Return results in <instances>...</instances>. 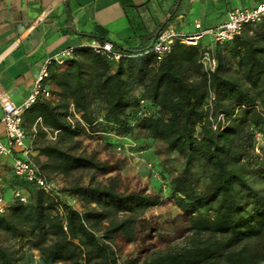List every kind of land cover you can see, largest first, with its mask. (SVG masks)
Wrapping results in <instances>:
<instances>
[{
  "label": "trees",
  "instance_id": "trees-1",
  "mask_svg": "<svg viewBox=\"0 0 264 264\" xmlns=\"http://www.w3.org/2000/svg\"><path fill=\"white\" fill-rule=\"evenodd\" d=\"M112 44L117 59L80 45L63 65L49 67L57 99L40 98L24 112L29 122L40 118L36 133L57 130L54 140L35 146L49 156L39 170L47 177L78 169L107 173L111 165L94 152L77 151L76 137L142 130L183 159L168 187L188 224L182 244L152 250L142 264H264V162L253 152L254 130L264 131V20L216 44L209 73L198 61L199 45L176 42L157 58L149 48ZM139 99L148 113H137ZM94 101L101 103L100 120ZM64 190L82 207L34 187L26 202L8 204L0 230L23 243L0 244V264H30L24 246L47 263L117 264L115 236L134 241L139 215L162 199L159 193L121 192L114 177L75 181Z\"/></svg>",
  "mask_w": 264,
  "mask_h": 264
},
{
  "label": "crops",
  "instance_id": "crops-1",
  "mask_svg": "<svg viewBox=\"0 0 264 264\" xmlns=\"http://www.w3.org/2000/svg\"><path fill=\"white\" fill-rule=\"evenodd\" d=\"M258 1L0 0V84L10 99L19 104L30 93L42 61L67 48L91 41H110L125 50L150 48L163 28L194 33L220 24L230 9L250 7ZM207 44L209 38L205 36L199 48ZM56 99L53 95L50 100ZM25 121L26 115H23V125ZM37 121L29 123L30 135L24 127L30 158L39 167L49 161V156L40 154L33 144ZM53 131L46 129L48 138L51 139ZM4 134L0 120L1 139ZM15 156L16 153L0 156V193L8 203L15 200L14 191L28 196L32 188L13 173Z\"/></svg>",
  "mask_w": 264,
  "mask_h": 264
},
{
  "label": "rangeland",
  "instance_id": "rangeland-1",
  "mask_svg": "<svg viewBox=\"0 0 264 264\" xmlns=\"http://www.w3.org/2000/svg\"><path fill=\"white\" fill-rule=\"evenodd\" d=\"M94 113L101 119L102 110L99 101L93 102ZM29 120L24 123L30 132ZM255 143L253 152L258 160L264 162V131L254 130ZM80 140V149L86 153L94 152L96 157L111 165V171L78 169L69 176L50 174L59 184L61 199L81 208L82 201L78 196L68 193L66 189L75 181L79 184L106 183L108 177H114L117 188L121 192L139 190L145 193L161 195V202L146 208L139 215L136 227V238L127 241L122 235L114 238L113 246L116 250L117 264H142L143 258L152 250L176 247L182 244L184 236L188 233L187 221L176 204V196L169 190L168 183L178 175L183 167L182 157L166 149L158 140L147 137L142 130L131 134H117L113 130L90 132L76 137ZM33 144L43 139H49L47 132L36 133L32 137ZM200 172V168H196ZM204 179L201 178V186ZM23 242L14 239L9 233L0 230V244L18 248ZM25 260L30 264H65L43 262L36 249L24 246ZM131 261V262H129Z\"/></svg>",
  "mask_w": 264,
  "mask_h": 264
},
{
  "label": "built area",
  "instance_id": "built-area-1",
  "mask_svg": "<svg viewBox=\"0 0 264 264\" xmlns=\"http://www.w3.org/2000/svg\"><path fill=\"white\" fill-rule=\"evenodd\" d=\"M262 20H264V0H259L250 7H234L230 9L223 22L214 27L199 29L194 33H181L173 27L163 28L157 33L149 50L157 58H161L171 50L176 42L187 45H199L200 41L207 36L209 38V44L201 47L198 61L202 68L209 73L216 66V57L213 51L214 46L216 44H223L240 35L246 25L255 24ZM87 45L95 53L102 54L108 59H117L120 56V53L114 50L113 44L110 41H91ZM72 56V48H67L59 55L45 58L41 63L30 93L19 104L14 103L10 99L0 84V120L5 129L4 138H0V156L16 153L12 163L13 173L23 178L32 187L52 196L58 195L60 186L55 179L44 175L30 158V148L26 143L23 115L25 110L36 100L40 98L51 99L53 97V90L48 80L49 67L53 63L61 66L65 63L66 58ZM211 99L212 97H210V101ZM145 104V99H139V110L137 112L139 115L148 113L144 110ZM70 110L73 116L80 120L79 115L74 112L72 106H70ZM219 118H221V115ZM56 133L57 130L51 133V139L55 138ZM1 186L2 182L0 180V188ZM13 198L19 202H26L28 196L16 190L13 192ZM8 204L4 196L0 193V214L6 212Z\"/></svg>",
  "mask_w": 264,
  "mask_h": 264
}]
</instances>
